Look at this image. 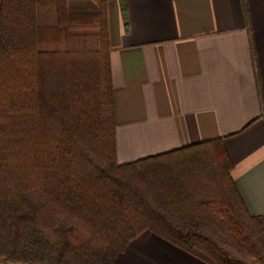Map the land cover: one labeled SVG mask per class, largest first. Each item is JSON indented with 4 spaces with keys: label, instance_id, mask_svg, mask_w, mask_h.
Listing matches in <instances>:
<instances>
[{
    "label": "trees",
    "instance_id": "1",
    "mask_svg": "<svg viewBox=\"0 0 264 264\" xmlns=\"http://www.w3.org/2000/svg\"><path fill=\"white\" fill-rule=\"evenodd\" d=\"M109 2L0 0V260L119 264L149 231L204 264H264L222 139L118 162Z\"/></svg>",
    "mask_w": 264,
    "mask_h": 264
},
{
    "label": "crops",
    "instance_id": "2",
    "mask_svg": "<svg viewBox=\"0 0 264 264\" xmlns=\"http://www.w3.org/2000/svg\"><path fill=\"white\" fill-rule=\"evenodd\" d=\"M119 163L222 139L264 219V0H110ZM119 264H204L145 231Z\"/></svg>",
    "mask_w": 264,
    "mask_h": 264
},
{
    "label": "rangeland",
    "instance_id": "3",
    "mask_svg": "<svg viewBox=\"0 0 264 264\" xmlns=\"http://www.w3.org/2000/svg\"><path fill=\"white\" fill-rule=\"evenodd\" d=\"M38 9L40 11V13H38V22L39 24L42 25H52L55 22V18H54V13H53V8L50 6H38ZM46 11V14L42 13V10ZM0 264H8L5 263L4 261L0 260Z\"/></svg>",
    "mask_w": 264,
    "mask_h": 264
}]
</instances>
